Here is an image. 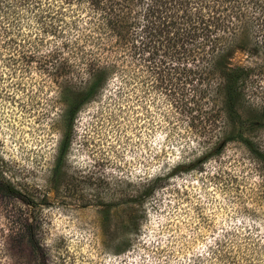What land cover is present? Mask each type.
<instances>
[{"label": "rangeland", "instance_id": "obj_1", "mask_svg": "<svg viewBox=\"0 0 264 264\" xmlns=\"http://www.w3.org/2000/svg\"><path fill=\"white\" fill-rule=\"evenodd\" d=\"M10 1L0 264H264V0H101L125 50L73 118L88 7Z\"/></svg>", "mask_w": 264, "mask_h": 264}, {"label": "trees", "instance_id": "obj_2", "mask_svg": "<svg viewBox=\"0 0 264 264\" xmlns=\"http://www.w3.org/2000/svg\"><path fill=\"white\" fill-rule=\"evenodd\" d=\"M10 1V0H8ZM21 1V0H20ZM26 1L28 4H32L33 8H36L40 12L39 21L43 23V31L44 33L51 34L55 37L57 34H64V29L58 23V20L62 21L63 26L66 24L65 17H62L63 14L58 15L61 13L60 10L55 9L52 11V3L51 0H45L44 2L41 0H23ZM70 1H66L65 3L70 4ZM77 2L79 8L76 11L77 17L81 16V10H87L89 14L86 20L84 21V27L81 28V31H78V37H83L85 43L89 46L87 49L77 46L76 50L77 53L81 54V57L85 54L84 59H80L79 63L67 64L64 58L58 61V67L64 69L65 67L72 66H80V69H89V78L90 82L85 87H78L72 90V101L71 107L68 110V116L73 118L76 114L80 106L89 101L98 88L102 85L103 81L105 80V75L108 72L106 69H115L117 67L116 57L125 50L124 46H122L117 40L113 39L114 35H121L123 28L118 23L117 17H109L108 13H106L103 9L101 10V0H74ZM11 3V1H10ZM110 4L112 2L110 1ZM41 7V8H40ZM150 13V12H149ZM85 16V17H86ZM112 16V15H111ZM70 23V22H69ZM72 25L76 26L75 19L71 20ZM70 23V24H71ZM57 48V47H56ZM54 50L53 53L58 54L60 51L59 49ZM84 52V53H83ZM57 63V62H56ZM53 64V66L56 65ZM64 65V67H63ZM93 69V70H91ZM232 88V87H231ZM232 91V89H231ZM230 98V96H229ZM241 141L251 150H254L253 144L249 141L247 137H240ZM66 143H63L62 149L64 150ZM215 149V146H214ZM186 170V169H185ZM6 190L11 194L17 196L19 193L15 191L12 187H8L6 185ZM220 246V245H219ZM218 248V245H217Z\"/></svg>", "mask_w": 264, "mask_h": 264}]
</instances>
